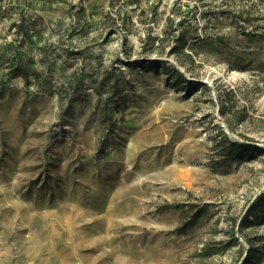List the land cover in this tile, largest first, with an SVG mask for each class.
<instances>
[{
  "label": "rangeland",
  "instance_id": "1",
  "mask_svg": "<svg viewBox=\"0 0 264 264\" xmlns=\"http://www.w3.org/2000/svg\"><path fill=\"white\" fill-rule=\"evenodd\" d=\"M262 37L264 0H0V264H264Z\"/></svg>",
  "mask_w": 264,
  "mask_h": 264
},
{
  "label": "trees",
  "instance_id": "2",
  "mask_svg": "<svg viewBox=\"0 0 264 264\" xmlns=\"http://www.w3.org/2000/svg\"><path fill=\"white\" fill-rule=\"evenodd\" d=\"M134 0H127V2H133ZM141 0H139L140 3ZM185 24L186 26H191V22H188L184 15L181 19L178 20V22H175V19L173 16H167L165 19L164 23V29L160 30V36H153L151 29L145 30V35L144 37L139 38L140 42V49L141 52L140 54L143 55V57H148L151 52H156V54H161L163 51V43L166 41V39L169 36H173V40L175 41V46L170 50L172 52H179L181 49L184 47V45L187 42V36L188 33L185 29ZM175 32V33H174ZM246 35H248L246 33ZM264 39V37H262ZM149 47V49H147ZM189 58V57H188ZM192 62V60H190ZM136 63L139 64V66L144 67V60H139L136 61ZM157 63L154 64V69L157 68ZM161 68L165 69L166 71H170V74H174L177 76L179 80H183V75L178 72L174 67L168 65L167 63H163L161 65ZM184 81V80H183ZM182 81V83H183ZM232 129L231 127H229ZM222 137L224 138L223 140L227 141V143L221 148V152L218 154V158L222 160V164L227 163L232 157H235L239 154L240 151L242 150H249V148L237 141H228L227 137L222 134ZM221 164V163H220ZM256 201V203L252 206L250 211H248L247 214L244 215L243 220L238 227V232L240 234L243 233L244 228L249 226L250 222V216L253 217L252 221L256 223H264V199ZM251 217V218H252ZM230 241L221 244V251H212L209 244H205L203 248V254L204 256H212L215 254H220L223 253L224 251L228 250L232 246H238L241 248L240 244L238 241L234 238L232 232H230ZM242 250L240 251V255L242 253ZM253 249L250 247L248 249L247 255L242 259L240 264H254L253 263Z\"/></svg>",
  "mask_w": 264,
  "mask_h": 264
}]
</instances>
